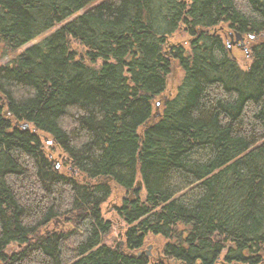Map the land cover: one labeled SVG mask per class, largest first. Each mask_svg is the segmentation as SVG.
<instances>
[{"label": "trees", "instance_id": "trees-1", "mask_svg": "<svg viewBox=\"0 0 264 264\" xmlns=\"http://www.w3.org/2000/svg\"><path fill=\"white\" fill-rule=\"evenodd\" d=\"M94 1L0 0V264H264V0Z\"/></svg>", "mask_w": 264, "mask_h": 264}, {"label": "rangeland", "instance_id": "rangeland-1", "mask_svg": "<svg viewBox=\"0 0 264 264\" xmlns=\"http://www.w3.org/2000/svg\"><path fill=\"white\" fill-rule=\"evenodd\" d=\"M101 0H95L93 3H92V5L93 4H97V3H99ZM83 10H80L78 13H80V12H82ZM48 33H50V32H47L46 34H48ZM46 34H44V35H46ZM223 36V35H222ZM40 38V37H39ZM38 38V39H39ZM223 38H224V36H223ZM37 39V40H38ZM225 39V38H224ZM223 39V40H224ZM33 42H30V43H27L25 46H23L22 48H25V47H28L29 45H31ZM231 51L233 52V54H234V56L235 57H237V61L241 64V65H243V64H246V63H249L250 62V57H249V50H248V48H247V53L244 51V50H242V49H237L236 47H234L233 46V48H232V46H231ZM246 53V56H245V54H244V52ZM6 60V58L3 60V61H5ZM55 156V158L59 161V157L57 156V155H54ZM60 164H61V162H60ZM61 166V165H60ZM60 168V167H59ZM142 193H144V190L142 191ZM106 207V210L105 211H103V214H104V217H111V218H115V216H111L110 215V213H109V211L111 210V208L108 206V205H106L105 206ZM59 223H61V221H58ZM118 223V222H117ZM63 225V224H62ZM115 228H117V226H114ZM113 236L115 237V236H118V233H114L113 232ZM120 240H124V239H120L119 238V241ZM152 244V242L151 243H147L145 246H144V248H143V250L145 251V252H151V254L153 253H155V247L153 246V245H151ZM151 247V248H148V247ZM152 254V255H153ZM156 254H157V252H156Z\"/></svg>", "mask_w": 264, "mask_h": 264}, {"label": "water", "instance_id": "water-1", "mask_svg": "<svg viewBox=\"0 0 264 264\" xmlns=\"http://www.w3.org/2000/svg\"><path fill=\"white\" fill-rule=\"evenodd\" d=\"M234 34H235V40H231L227 44V46H228L229 49H230L232 43L239 42V45L238 46H240V47L244 46V37L240 33H237V32H235ZM230 36L232 37L233 36V33L230 32ZM5 113H6V115H9V112H5ZM15 125L19 126L22 129L28 128V124L27 123H18V122H15ZM47 142L50 143L49 141H47ZM52 162H55L54 169H55V171H57L58 168H59V161L52 159ZM73 173H75V172L73 171ZM148 248H151V247L149 246Z\"/></svg>", "mask_w": 264, "mask_h": 264}, {"label": "flooded vegetation", "instance_id": "flooded-vegetation-1", "mask_svg": "<svg viewBox=\"0 0 264 264\" xmlns=\"http://www.w3.org/2000/svg\"><path fill=\"white\" fill-rule=\"evenodd\" d=\"M229 37V36H228ZM141 255H142V253H141ZM149 257H150V259L152 258V255H149ZM154 260V259H153ZM153 263H154V261H153Z\"/></svg>", "mask_w": 264, "mask_h": 264}, {"label": "bare ground", "instance_id": "bare-ground-1", "mask_svg": "<svg viewBox=\"0 0 264 264\" xmlns=\"http://www.w3.org/2000/svg\"><path fill=\"white\" fill-rule=\"evenodd\" d=\"M229 35V34H228ZM228 48V47H227ZM229 50V49H228ZM135 185H136V183H135Z\"/></svg>", "mask_w": 264, "mask_h": 264}]
</instances>
